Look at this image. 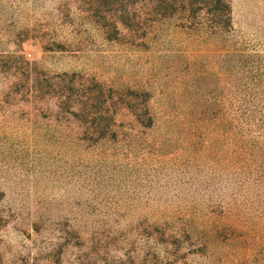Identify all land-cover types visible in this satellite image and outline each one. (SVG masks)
<instances>
[{"label": "rangeland", "instance_id": "obj_1", "mask_svg": "<svg viewBox=\"0 0 264 264\" xmlns=\"http://www.w3.org/2000/svg\"><path fill=\"white\" fill-rule=\"evenodd\" d=\"M230 7L140 47L0 0V264H264V0Z\"/></svg>", "mask_w": 264, "mask_h": 264}, {"label": "trees", "instance_id": "obj_2", "mask_svg": "<svg viewBox=\"0 0 264 264\" xmlns=\"http://www.w3.org/2000/svg\"><path fill=\"white\" fill-rule=\"evenodd\" d=\"M93 4L88 0V12L105 40L125 39L140 47L154 39L161 24L210 37H223L232 28L230 0H93ZM132 6H137V15H130Z\"/></svg>", "mask_w": 264, "mask_h": 264}]
</instances>
